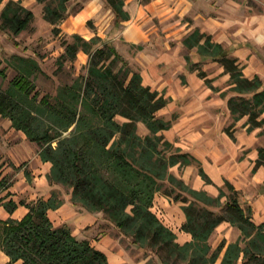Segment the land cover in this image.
I'll use <instances>...</instances> for the list:
<instances>
[{
	"label": "trees",
	"instance_id": "obj_1",
	"mask_svg": "<svg viewBox=\"0 0 264 264\" xmlns=\"http://www.w3.org/2000/svg\"><path fill=\"white\" fill-rule=\"evenodd\" d=\"M4 1L0 0V6ZM71 1L37 0L44 6V20L53 26L55 34L61 32L59 26L70 16ZM103 1L114 13L116 25L131 20L125 0ZM3 8L0 31L15 38L31 30L35 22L31 9L14 0L7 1ZM72 38V42L66 41L62 58L74 61L81 51L85 52L89 56L87 74L62 87L57 96H44L39 103L38 94L31 98L36 89L31 77L41 68L25 57H15L23 67L12 88L7 92L0 89V115L9 118L16 130L38 146L43 162L52 164L48 174L51 186L71 190L74 206L103 213L105 220L116 225L143 252L160 255L163 264H172L173 260L216 264L225 248L221 264H239L241 259L242 264H264V223L257 226L251 209H242L241 191L226 181L220 194L213 197L205 190L191 188L171 172L175 166L201 164L190 152L161 135L174 120L166 121L157 113L168 106L171 98L144 85L140 72L133 71L114 47L101 46L99 37L89 41L81 35ZM183 44L190 52L196 49L197 55L220 63L230 74V91L236 95L228 99L233 124L247 117L249 132L263 128L261 78H246L225 46L199 29ZM0 75L5 76L2 69ZM201 76L205 78L206 74ZM227 95L225 92L222 97ZM140 123L149 135L138 133ZM258 157L254 172L264 165V149ZM200 174L209 182L202 167ZM8 188V180L0 174V192ZM158 193L184 204L187 220L181 230L192 235L187 243L179 244L176 232L153 212ZM5 198L0 196V205L12 214L17 204L4 202ZM63 204L55 191L48 200L28 203L30 211L22 220L0 218V253L6 252L11 264L20 260L22 264H110L106 254L90 241L80 240L66 225L54 226L48 212ZM223 222L242 231L241 240L246 246L240 241L227 246L223 241L212 251L209 240Z\"/></svg>",
	"mask_w": 264,
	"mask_h": 264
},
{
	"label": "rangeland",
	"instance_id": "obj_2",
	"mask_svg": "<svg viewBox=\"0 0 264 264\" xmlns=\"http://www.w3.org/2000/svg\"><path fill=\"white\" fill-rule=\"evenodd\" d=\"M7 1L0 6V15ZM15 1L22 2L34 12L35 22L31 30L23 31L15 38L9 32L0 31V69L5 73V76L0 75L3 92L12 88L23 67L15 57H25L35 60L41 68L31 77L36 86L31 98L38 94L39 103L44 96H57L62 87L85 76L89 64V56L83 51L74 61L64 60L66 41L72 42L74 35H81L88 41L97 36L101 39V46L114 47L133 71L140 72L144 85L164 93L166 98H172L170 104L157 113V117L166 121L174 120L171 128L161 132V135L193 155L199 153L203 160L200 165L175 166L171 172L191 188L205 190L213 197L219 195L220 188H224L229 181L241 191L242 209L246 212L252 209L251 215L257 226L264 222V165L254 172L259 150L264 149V127L249 132L247 117L233 124L228 99L236 95L230 91V74L224 72L220 63L197 55L196 49L190 52L183 44L195 29L211 35L213 42L233 50L231 56L239 59L247 77L253 78L258 74L264 86V37L248 53L234 52L240 44H252L249 22L252 16L264 15V0H233V3L228 0L205 1L201 10L207 11V15L201 26H197L196 8L186 14L168 12L151 15V18L143 13L116 25L114 13L103 0H72L69 3L70 16L59 26V34H55L53 26L44 20V6L37 0ZM144 1L125 0V8H128L127 2L135 7L138 2ZM81 11L84 14L90 12L88 20L84 16L83 20L80 19L82 16L76 18ZM138 31L145 38L136 43L133 37ZM201 73H205L206 77L203 78ZM225 92L228 95L223 98ZM118 119L124 122V119ZM138 133L142 136L150 134L143 123L138 125ZM22 134L9 118L0 115V174L9 177L10 181L17 174H23L31 182L34 169L41 166L36 158L40 150L35 143L30 144V149L29 144L23 142ZM201 167L209 176V182L200 174ZM56 191L64 201L72 196L71 190L66 188ZM225 191L229 192L226 188ZM158 196L153 211L169 229L177 233V242L185 244L192 237L190 239L191 234L181 230L187 220L184 204L163 193H158ZM225 200L223 198L222 202ZM241 235L242 231L237 226L223 222L215 229L209 244L212 251H216L223 241L227 246L240 241L244 247L246 244L242 242ZM225 251L226 248L216 264H221ZM141 258L147 264H163L160 255L150 250H144ZM173 263L184 264L174 260Z\"/></svg>",
	"mask_w": 264,
	"mask_h": 264
},
{
	"label": "crops",
	"instance_id": "obj_3",
	"mask_svg": "<svg viewBox=\"0 0 264 264\" xmlns=\"http://www.w3.org/2000/svg\"><path fill=\"white\" fill-rule=\"evenodd\" d=\"M205 1L208 0H145L144 2H138L139 4L137 3L135 7L131 6L127 2L128 4L127 11L130 14V18L131 16L134 17L137 15H141L143 13L147 17L151 18V15L165 14L168 12H170L171 14H175L177 12L186 14L189 13L192 10V8L193 9L196 8V11L194 12L198 18L197 26H201L200 24L202 23V21L206 20V15H207L206 14L207 11L205 12L201 10V7ZM228 1H230V3H233V0H228ZM89 14L90 12L84 14V12L81 11L79 12L76 18L82 16L80 17V19L83 20V16H84V18H87L88 20L87 16ZM187 25L190 24L188 23ZM249 25L251 30L250 37L253 40L252 44L249 45L243 43L238 45L237 49L234 51L237 54L238 53L241 54L242 51L244 54L248 53L247 51L252 50L251 48L256 47V45H259L262 40L261 38L264 37V15L252 16ZM146 31L147 30L142 29V32H144L145 34L147 33ZM142 32L138 31L137 35L136 33L134 34L133 39L134 38L136 39V43L145 38L143 37ZM150 32L152 33L153 31ZM124 33L125 35L128 34L127 31ZM215 43L221 44L219 42H215ZM225 48L229 51L230 57H232L231 54L233 53V50L230 47H225ZM237 60H238V64H240V66L242 67V72H243L244 67L239 62V59ZM245 77L253 80V78L260 76L258 74H255L253 78H249L246 75ZM22 136L24 139L23 142L28 143L29 144L28 147L31 149L32 145L30 144H34V143L28 141V136H26L24 133L22 134ZM230 137L233 139L232 136ZM193 156L200 161L203 160L202 159L203 157L199 153L194 154ZM36 158L40 160L41 166H39L38 169H34L32 173L33 180L31 182H29L28 179H26V177L23 174H17L18 176H14L13 179H11V181L8 180L9 177H7L6 175L3 177L1 176L2 178H6V180H8L9 188L0 192V196L6 197L4 202H10V201L16 202L17 207L14 210V212L10 214L3 205H0V218L2 219L12 218L17 220H22L24 217L28 215L30 211V208L26 207L28 203L37 201L39 199L48 200L53 196V192L62 189L61 186H57V185L51 186V183L48 178V174L52 169V164L48 162L46 163L43 162L39 157V153L36 155ZM1 193H4V195H2ZM157 196L158 194L156 195V197ZM157 199H159V196ZM48 217L54 223V226L56 228L66 225L71 230L73 235L77 236L80 240L90 241L93 247H95L99 251H103L106 254L108 258V263L110 264H147V261L141 258L143 251L133 243L130 237L129 238L126 237L116 227V225H113L109 221L105 220L103 213L101 212L90 213L82 210L77 206H74L72 203V196L71 198L66 199L64 201V204L60 206V208H58L57 210H50L48 212ZM263 223L264 222L260 224ZM191 237L192 236L190 235V239ZM188 241L190 240L188 239L187 242ZM0 264H11V258L6 254V252L1 251ZM14 264H22V261L21 260L17 261Z\"/></svg>",
	"mask_w": 264,
	"mask_h": 264
}]
</instances>
